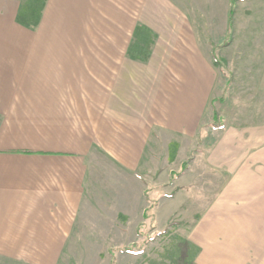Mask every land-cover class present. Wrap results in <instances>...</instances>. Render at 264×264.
I'll return each mask as SVG.
<instances>
[{
    "label": "crops",
    "instance_id": "0c3cea01",
    "mask_svg": "<svg viewBox=\"0 0 264 264\" xmlns=\"http://www.w3.org/2000/svg\"><path fill=\"white\" fill-rule=\"evenodd\" d=\"M151 1L45 0L28 27L18 20L26 0H0V261L59 263L93 184L90 155L101 152L146 188L145 177L156 179L157 228L200 203L187 234L194 264H264L259 127L213 128L209 67L201 74L180 55L158 56L163 32L148 61L129 55L138 22L157 31ZM203 126L204 151L186 149ZM172 142L171 160L198 156L170 185ZM203 192L215 194L202 201Z\"/></svg>",
    "mask_w": 264,
    "mask_h": 264
},
{
    "label": "rangeland",
    "instance_id": "374dc122",
    "mask_svg": "<svg viewBox=\"0 0 264 264\" xmlns=\"http://www.w3.org/2000/svg\"><path fill=\"white\" fill-rule=\"evenodd\" d=\"M41 2L26 0L29 10L25 13L29 15L24 18L26 22L37 17ZM154 8L157 9V31L138 22L133 44L137 28L146 27L152 34L143 31L147 41L141 44L151 55L159 32H163L158 56L168 60L180 55L186 63L190 61L191 71L201 74L206 71V64L213 79L207 99L211 126L215 129L225 125L227 128L259 127V131L254 132L261 135L263 142L264 0H154L147 9ZM151 40L153 44L149 46ZM202 132L186 149L196 145L198 152L204 151ZM218 132H213L206 146L210 147L218 138ZM179 145L177 142L164 145L169 161L164 172L173 170L168 176L170 185L195 162L192 158L198 156L192 149L182 160H171L178 155ZM88 165L93 184L80 211L73 238L58 264H194L199 248L189 241L187 234L198 217L195 206L200 203L193 202L192 206L184 203V208L158 229L155 208L159 207L160 195L164 192L153 189L154 177L144 178L151 182L146 188L135 177L126 176L101 152H93ZM203 168L205 161L200 163L198 170L203 173ZM168 187L165 186L164 191H170ZM214 194L207 196L203 192L200 197L202 201H210L209 196ZM145 196L150 203L144 211ZM126 249L131 252L123 251ZM0 262L17 264L8 260Z\"/></svg>",
    "mask_w": 264,
    "mask_h": 264
},
{
    "label": "trees",
    "instance_id": "16d2710c",
    "mask_svg": "<svg viewBox=\"0 0 264 264\" xmlns=\"http://www.w3.org/2000/svg\"><path fill=\"white\" fill-rule=\"evenodd\" d=\"M44 2H45V0H42V2H41L42 6H43ZM42 6H40L39 13L41 12ZM39 13H38L37 17L36 18L34 17V20H32L31 22H26L24 20V18L25 17L28 18L29 15L23 14V13H22V15H20L18 17V20L21 24H25L28 27H34L35 25H37V23L39 21V15H40ZM143 31H146L149 34H152V32L150 30H148L146 27L145 28L138 27L136 30V33H135V41H134V44H132V47L130 48L129 55L132 56L136 60L146 62V61H148V59L151 55V51L148 49L146 50L145 48L142 47L141 43H144L145 41H147L144 38ZM152 44H153V40L149 41V46H151ZM123 251L131 252L130 249H126Z\"/></svg>",
    "mask_w": 264,
    "mask_h": 264
}]
</instances>
